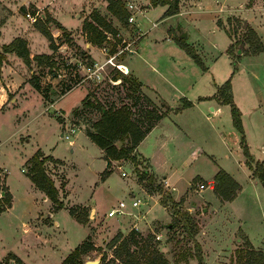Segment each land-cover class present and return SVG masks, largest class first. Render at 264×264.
<instances>
[{
    "label": "rangeland",
    "instance_id": "374dc122",
    "mask_svg": "<svg viewBox=\"0 0 264 264\" xmlns=\"http://www.w3.org/2000/svg\"><path fill=\"white\" fill-rule=\"evenodd\" d=\"M132 1L137 6L127 9L136 15L135 23H123L113 16L107 9V0H0L1 20L16 10L34 24L26 14L38 10L42 19L50 17L48 27L54 42L65 45L54 67L40 65L35 60L28 64L30 69H34L31 76L40 80L41 89H37L40 94L21 89L22 100L0 109V193L3 196L5 191H9L5 181L13 193L11 209L0 214V264H4V255L10 251L27 264H62L69 252L88 235L94 248L83 255L84 264L94 259H99L97 264H123L115 257L113 239L127 236L135 228L128 219L152 206L151 216L139 222L137 229L144 237L155 236L149 242L163 253L168 264H244L249 249L264 250V187L261 182L259 185L250 183L244 162L238 161L235 137H231V132L238 135V140L241 133L233 124L230 106L224 108L221 114L224 127L218 129L223 130L227 145L222 138H215L212 124L218 118L206 119L196 108L166 116L161 135L165 138L166 147L155 159V165H159V176L153 174L150 163L142 155L143 150H156V142L154 144L151 138L139 148L142 154L135 150L136 164L130 159L112 160L109 173L103 176L108 161L102 156L103 150L101 152L86 134L91 123L100 116L98 103L107 107L111 104L128 105L135 119L143 121L145 126L148 124L146 115L153 99L145 92L139 79L152 88L154 86V97L160 104L166 102L179 107L186 99L197 101L194 99L198 94H210L211 90L218 89L216 84L230 79L234 91L231 86V99L241 111L245 140L247 142L248 137L250 142L248 148L255 156L264 157V39L243 15L224 13L222 9L231 3H241L242 7L256 3L260 8V21L264 22V0H200L196 5L193 4L196 0H180L178 12L186 14L189 9H194L190 23L184 21L182 14L166 15L167 6L150 8L147 6L149 0ZM139 8L145 9V13ZM94 9L117 28V34L109 33L114 41H107L112 50L123 39L130 41L138 32L144 33L132 46L138 48L140 45L136 52L127 50L118 57L130 66L132 72L127 76L136 79L140 89H135L136 84L130 79L124 83H119L120 80L112 82L110 75L116 68L107 65L102 78L87 79L64 93L67 84L73 82L71 74L84 72L78 62L69 60L72 53L80 58L84 47L83 43L80 46L76 42L79 39L75 41L69 36L71 31L59 28L55 21L58 19L69 29L76 30L80 20L84 21ZM210 9L220 12L216 14L215 23L223 31H212ZM244 23L255 30L263 44L262 50L256 54H251L250 50L257 46V39L248 33ZM178 26L189 30L184 38L204 64L210 66L208 72H202L203 68L184 49H178L182 54L179 56L173 52L178 47L175 45ZM6 32L4 37L8 38L9 31ZM226 34L231 39L228 46ZM40 36L38 45L33 48L50 54V40L43 34ZM249 38H252V43L239 42ZM214 43L219 47L214 48ZM92 52L96 53L98 60L104 61L105 55L101 50L95 48ZM166 56H171L173 62H167ZM88 57L84 62L86 65L94 61L90 59L91 54ZM19 61L23 64L21 58ZM152 64L158 66L163 75L152 68ZM54 72L58 74L54 75ZM215 94L216 100L222 103L224 95H220L218 90ZM84 103L88 105L84 106ZM175 121L183 125L177 134L174 132ZM71 129L74 130L71 136L74 144H69L61 136V132H70ZM121 144L117 141V145ZM192 146L201 149L200 153L191 152ZM39 150L42 156L46 155L43 156L46 158L45 168L59 188V198L66 202L59 209L49 198L42 197L43 193L27 175L31 156ZM220 168L231 172L241 186L234 198L226 201L215 192V181L210 180ZM137 169L147 170L154 176V181L146 178L142 181ZM122 171L126 174L123 175ZM250 173L257 179L251 170ZM163 175L174 182V190L167 186ZM133 198L139 199L140 205L131 206ZM120 200L128 203L126 209L131 215L108 216L109 208L117 206ZM83 204L96 207V211L91 213L93 207H84ZM176 209L190 214L197 225L196 232L178 220L180 214L175 213ZM77 217H84L85 223H79ZM20 219L29 221L31 229L24 230L18 223ZM55 220L58 225L54 224ZM195 239L201 248V258L197 255Z\"/></svg>",
    "mask_w": 264,
    "mask_h": 264
},
{
    "label": "trees",
    "instance_id": "16d2710c",
    "mask_svg": "<svg viewBox=\"0 0 264 264\" xmlns=\"http://www.w3.org/2000/svg\"><path fill=\"white\" fill-rule=\"evenodd\" d=\"M107 2V9L110 11V13L118 18L121 22L128 23V16L130 15V12L126 7V0H107ZM179 4L180 0H149L147 6L152 7L156 5H166L167 8L165 10V14L171 15L176 14L179 11ZM22 8L25 10L24 6ZM34 12L35 11H32V13ZM50 21V17L45 19L40 18L34 22V25L50 40V47L53 50L52 54H33L28 48L27 40L23 37L17 36L9 43L4 44L0 49V62L3 61L5 56L4 54L6 52H14L16 55L21 57L26 64H29L32 60H35L40 65L45 64L47 66L54 67L56 60L54 57V52L57 50L58 45L54 42L51 31L48 27V23ZM55 22L58 24L59 28L66 30V28L58 23V21ZM244 26L248 28V33L251 36H255L257 39V46H252L250 50L251 54H256L262 50L263 44L261 40L259 41L257 33L250 25L244 23ZM82 31L85 34L87 41L97 46H100L103 42L107 41L108 33H112L114 35L118 33L117 28L111 23V21H109L97 9H94L83 21ZM227 34L230 35L228 32ZM175 40L198 65H200L203 69H206V66L199 54L196 52L193 46L186 42L184 37H180L177 34V36H175ZM239 42L252 43L253 41L252 38H249L247 40L240 39ZM85 56H88V54L85 50H83L81 57L84 58ZM55 73L57 72H54V75ZM71 76L73 77V82L70 81L71 83L67 84L66 88H64V93L69 91V89L74 84H76L78 81H81L82 79V74L80 73H72ZM110 79L114 81L120 80L119 83H124L125 81H128L130 77L121 73L119 70L114 69L110 75ZM130 80L136 84V86H134L135 89H140L141 85L136 79L133 80L131 78ZM29 81L34 88L38 90L41 89L40 80L38 77L31 76ZM230 89L231 83L230 79H228L223 85L218 86L217 90L220 95H224L222 103H227L230 105L233 124L235 128L241 133L240 145L246 158V164L252 171V174L261 182L264 187V162L259 159H254L248 148L241 120V111L231 99ZM162 103L163 104L158 105L151 101L152 107L148 109L146 115V119L148 120V124L146 126L143 124V121L135 119L132 116L131 108L128 105L117 106L115 104H111L107 107L103 103L97 104V109L100 112V116L91 123V127L86 130V134L99 148L103 150L102 156L108 161V168L104 171L103 176L109 173V166L112 160L130 159L136 164L135 150L137 145L151 130V128H153L165 115V111L162 108L167 105L164 102ZM84 104V106L88 105V103ZM192 104L193 103L191 101L185 100L182 107H187ZM117 141H121L122 144L117 145ZM124 141L126 142L123 143ZM41 153L42 152L39 150L31 156L27 175L33 184L45 195H47L53 204H55V208L59 209L63 207L64 203L58 196V187L55 185L54 180L48 174L45 168L46 158L43 157L44 155L42 156ZM137 170L139 171V176L142 181L145 180V178L150 182L154 181V176L147 170ZM214 181L215 192L224 200H230L234 198L237 191L241 187L238 181L222 168H220L215 174ZM11 198L12 195L9 191H5L4 195L0 197V212L11 205ZM177 212L180 214V219L178 220L188 225L193 233L196 232L197 225L193 222L190 214L187 211L179 212V210L176 209L175 213ZM70 213L74 215V211L72 209H70ZM77 219L79 222L85 223L84 217H77ZM174 224L175 223H173V226ZM88 236L69 252V254L63 259L62 264H84L83 255L94 248V243L89 239ZM154 238L155 236L151 234L148 235V237H144V235H142L138 229L132 228L127 236L114 237L112 246L114 248L115 257L118 258L123 264H168V259L163 255V253L159 251L158 248L151 246L149 241ZM195 244L197 245V255L199 258H201V248L196 239ZM3 263L26 264L18 255L13 252L7 253V255L3 258ZM244 264H264V250L249 249L245 254Z\"/></svg>",
    "mask_w": 264,
    "mask_h": 264
},
{
    "label": "crops",
    "instance_id": "0c3cea01",
    "mask_svg": "<svg viewBox=\"0 0 264 264\" xmlns=\"http://www.w3.org/2000/svg\"><path fill=\"white\" fill-rule=\"evenodd\" d=\"M129 1L132 2L135 6H137V3L133 2L132 0H129ZM31 2L34 3L33 1H29V3H31ZM145 2H146V0H145ZM198 3H200V0L193 1V4H195V5L198 4ZM143 4H145V3H143ZM163 6L166 7V5H163ZM145 9H149V8L146 7ZM145 9L144 10L140 9V11H143V13H145ZM222 9H224V13L225 12L226 13L230 12V13H235V14H241V15H243L244 18H246L251 23V25L253 26V28L259 33V35L261 36V39H264V22L263 21H260V18L261 17H260V14L258 13V11H259L258 9H260V8L258 6H256V3L253 4L251 7H242L241 6V3H239V4L238 3L237 4L236 3H231L230 5H227V7H223ZM219 10H221V7L219 8ZM193 11H194V9H189L188 12H186V14H185V12H182L181 11V12L176 13V15L177 14L178 15H181L182 14V16L184 17V21H187V22L191 21L192 22L193 19L191 17V13ZM49 12H51V11L49 10ZM183 14H185V15H183ZM209 14H210L209 16H210V19H211V25H212L211 29H212V31H216L217 29L222 30L215 23V20L217 19L216 14H220V12H218L215 9L214 10L213 9H210V13ZM51 15L55 18V16L52 14V12H51ZM249 16H250V18H249ZM24 20H26L25 17H23L20 13H18L15 10V11L11 12L9 15H7L6 18H5V20H1L0 21V49L2 48V46L4 44L9 43L13 38H15L17 36H20V37H23V38H25L27 40V45H28V48L31 50V52L36 53V54L41 53V52L35 51V49L33 48V46L38 43L39 38H41L40 34H43V33L34 24H32L31 22H29L27 20H26L27 22H25ZM56 20L63 27H65L67 29V31H71L70 36L73 39H75V41L79 39L76 42L78 44H80V46H82V43H83V47H84L83 50H85L87 54H91V58H90L91 60H94V61H97V62H101L102 61V60H98V57H97L96 53H93L92 52V49L97 48V49L100 50V47L97 46V45H93L92 43L88 42L85 34L82 31V23H83V20H80V23L77 25L76 30L69 29V27L67 25H65L63 22H61L58 19H56ZM6 31H9L8 32V35H9L8 38H5L4 37V33H5V35L7 33ZM187 34H189V30H187ZM171 35L173 36V32H171ZM227 38L228 39H227L226 42H227V46H228V44L230 43L231 39L229 38L228 35H227ZM47 42H49L48 39H47ZM56 44L58 46H57V50L54 52L55 59L58 58L59 52H61L62 46H65L63 44H58L57 42H56ZM175 45L178 46V47H176L177 49H174L175 47H173V49L175 50L173 52H175V54L179 56L181 54V51H179L178 49L183 50V48H181L179 46V44H177V43ZM227 46H226V48H227ZM67 47L71 49V46L70 45L69 46L67 45ZM139 47H140V45L138 46V48ZM218 47H219L218 44L217 43H214V48H218ZM138 48H137V50H138ZM49 49H50V46H49ZM222 50L224 51V49H222ZM51 52L53 53L52 50H51ZM51 52H50V54H52ZM4 55L5 56H4L3 61L0 62V109H6V107H9L11 104L14 105V104L18 103L20 100H22L21 99L22 98L21 89H23V90L27 89L29 91L34 90V91H37L39 93V91L36 88H34L33 85L29 81V78L31 77V74L33 73L34 69H30L29 65L26 64L23 61V59L21 57H19L18 55H16V53H14V52H6ZM87 57L88 56H85L84 58H82L80 56V58H79L78 56H75L72 53L71 54V57L69 58V60L71 62H78V64L83 68V65H85L84 62L87 59ZM166 57H167V62H170V63L173 62V60L171 59V56H166ZM19 58L22 59L23 64L19 63L20 62L19 61ZM73 58L75 59V61H72ZM30 65L32 66V64H30ZM128 67L130 68L129 65H128ZM206 67H207V69L206 70L202 69V72H208L209 71L210 66L209 65L208 66L206 65ZM152 68H154L155 70H158L159 72H161L160 75H163L162 74V71L160 70V68H158V66H156L155 64H152ZM238 69H239V67H238ZM238 69H237V71H238ZM79 71L81 72V69H79ZM130 71H131V68H130ZM139 80L142 82L143 87L146 90V91L145 90L144 91L153 99V101L156 104L159 105L160 104V101L157 100L156 97H154L155 96L154 95L155 94V91H153L154 86L152 88V86H150L149 84L144 83L141 79H139ZM225 81L226 80H224L222 83H224ZM222 83L221 84H218V85L216 84V88L218 86L222 85ZM231 86H232V84H231ZM232 91H233V86H232ZM216 92H217V89L211 90V93L210 94H203V93L202 94H198L197 95V99H194V100H197V101H193V100H191L189 98L186 99V100H189V101H191L193 103L192 105H190L188 107H179V105H177V106H173V105L170 106L168 103L164 102L167 105L166 107H163L162 108L165 111V115L157 122V124L153 128H151V130L146 134V136L141 140V142L136 147V151L138 153H141L142 150L140 151L139 148H141V145L144 144L145 142H147L149 140L148 138H151V141H153L154 144L156 142V146L157 147H156V150L155 151H152V152L149 151L148 152V151L143 150L142 151L143 154L141 153L147 159V161L150 163V165H151V167H150L151 168V171L153 172V174L155 176H159V173H158V171H159V165L158 166L155 165V162H156L155 159H156L157 155L160 153V151L166 147L165 138H162L161 137V135H163L162 126H163L164 120L166 119V116H168L170 113H176V114H179L180 113V114H183V112H186V110H189L191 108H196L197 111L199 113H201V115H205L206 119H211V117L218 118L219 120L216 121V123L212 124L213 125L212 126L213 127V130L215 132V138L216 137L217 138H222L221 140L224 141L225 144L227 145V141L225 140V138H224L225 136L223 135V130H218V129H220V127H224V124L222 123L223 120L221 118V114L224 112V108H227L230 105L227 104V103H219L216 100V94H215ZM184 93H185V91H184ZM85 94H86V92H85ZM85 94L82 96V98L85 96ZM82 98H81V100H82ZM55 100H53L52 102H55ZM207 111H209V112L207 113ZM230 112H231V110H230ZM174 125H175V131L174 132L176 134L179 132L180 129H183V125L180 122L175 121L174 122ZM231 133H232V136L231 137H233V138L235 137V142H236V146H237V152L239 154V160L238 161L240 163L244 162V164H245L244 166H245V168H246V170L248 172L249 182L252 183V184H255V185H259L260 184V181L257 180V179L252 178L251 173H250V169L247 166V164L245 163V156L243 154V150H242L241 145H240V140H238L237 137H236L237 134L235 132H231ZM71 134H72V132H71ZM238 134H240V133L238 132ZM61 136H62V132H61ZM62 137H64V136H62ZM65 139L68 140V138H65ZM68 143L69 144H74V140L73 139H72V141H69L68 140ZM246 143H247V145L250 144L248 137H247V142ZM196 147L197 146H192L191 149H190V151L193 152V153L194 152L200 153L201 149H196ZM227 149H228V146H227ZM41 151H42V149H41ZM44 152H46V151H44ZM101 152H102V149H101ZM228 152H230V151H228ZM46 153H48L50 155H53V154H51L49 152H46ZM225 154H227V152ZM251 154H252V156H253L254 159H259L261 161L264 160V157H262V156H255L253 153H251ZM227 157H228V154H227ZM113 161H120V160H113ZM217 171H216V173H217ZM227 172L235 180H237L235 178V176L231 172H229V171H227ZM215 174H214L213 178L210 179V180H213L214 181ZM162 177H163V180L166 181L167 186H170L172 188V190H174V188L176 186H175L174 182L171 180V178L169 176H167V175H163ZM32 184H33V182H32ZM5 185L7 186V189L9 190V192L11 193L12 191L10 189V186H9V184L6 183V181H5ZM38 190H40V189H38ZM241 192L242 191H240L239 193H241ZM11 194H13V193H11ZM149 196H152V195H149ZM12 197H13V195H12ZM42 197L43 198H48L47 195H45L44 193H43V196ZM61 199L63 200L62 197H61ZM65 204H66V202H64V206H65ZM11 205H12V198H11ZM11 205L9 207H7L5 210L1 211L0 214L3 213L4 211L10 210L11 209ZM83 205L86 206V207L92 206L90 204H83ZM139 205H140V203H139ZM155 206H156V204H155ZM92 207H93V210L96 211V207H94V206H92ZM152 207L151 208L149 207V209L146 208L145 211H143V212H141V210H140L139 211L140 214L139 213H135V216L129 218L128 220L131 221L132 223H134V226L137 229L139 222H142V221H144V218H148V217L151 216V212L153 210ZM129 215H131L130 212H129ZM137 215H138V218H136ZM122 221H125V220L122 219ZM18 223H21L22 224V226L24 227V230H30L31 229V225L32 224L29 221H26L24 219H20V220H18ZM79 223H81V222H79ZM54 224L55 225H58L59 222L55 220L54 221ZM87 234H88V232H87ZM87 234H86V236H87ZM6 255H4V257Z\"/></svg>",
    "mask_w": 264,
    "mask_h": 264
},
{
    "label": "built area",
    "instance_id": "2783aa9c",
    "mask_svg": "<svg viewBox=\"0 0 264 264\" xmlns=\"http://www.w3.org/2000/svg\"><path fill=\"white\" fill-rule=\"evenodd\" d=\"M128 4V5H127ZM134 4L130 1L126 2V7L128 8H134ZM30 20L32 22H35L38 17H41V14H39V11L35 12V13H30L27 12L26 14ZM128 21L130 22H135L136 21V15L134 13H130V15L128 16ZM155 25V22H154ZM143 32H138L137 35H135L134 38H132L130 41H125L123 39V41L121 42V44H118V46H116V48L114 50H112V47H108V43L107 41L109 40H113L112 36H109L108 33V39L107 41H105L101 46H100V50L103 52V54L105 55L104 61L103 62H97V61H93L92 63L88 64V65H83L84 68V72L82 73V79L81 81H78L76 84H74L70 89H73L74 87H76L77 85L83 83L85 80L87 79H100L103 77V70L105 69V67L107 65H112L114 66V68H116L117 70H119L121 73L127 75L130 72V68L128 67V65L124 62H122L121 60H119V56L124 52V51H131V52H136L137 47H132L133 45H135V42L140 38L141 35H143ZM111 80V79H110ZM112 82H116L114 80H111ZM74 130H70V132H68V130L64 131L62 133V136H64L65 138H68L69 141H72L71 139V132ZM68 132V133H67ZM122 174L125 175V171H122ZM203 186V185H202ZM2 194L0 193V197ZM140 203L139 199H135L133 198L131 200V206L136 207L138 206ZM128 203L125 202L124 200H120L118 202V205L115 207H112L108 210L107 215L108 216H113L115 214H121V213H129V211L126 209Z\"/></svg>",
    "mask_w": 264,
    "mask_h": 264
},
{
    "label": "water",
    "instance_id": "95a60500",
    "mask_svg": "<svg viewBox=\"0 0 264 264\" xmlns=\"http://www.w3.org/2000/svg\"><path fill=\"white\" fill-rule=\"evenodd\" d=\"M178 35L180 37H186L187 36V30L184 27L178 26ZM239 51H240V49H239ZM91 212H93V209ZM98 262H99V259H94V260L86 261V264H97Z\"/></svg>",
    "mask_w": 264,
    "mask_h": 264
},
{
    "label": "bare ground",
    "instance_id": "6f19581e",
    "mask_svg": "<svg viewBox=\"0 0 264 264\" xmlns=\"http://www.w3.org/2000/svg\"><path fill=\"white\" fill-rule=\"evenodd\" d=\"M117 82V81H116Z\"/></svg>",
    "mask_w": 264,
    "mask_h": 264
}]
</instances>
